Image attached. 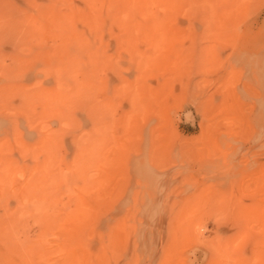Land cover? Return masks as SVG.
<instances>
[{"label":"rangeland","instance_id":"rangeland-1","mask_svg":"<svg viewBox=\"0 0 264 264\" xmlns=\"http://www.w3.org/2000/svg\"><path fill=\"white\" fill-rule=\"evenodd\" d=\"M0 264H264V0H0Z\"/></svg>","mask_w":264,"mask_h":264}]
</instances>
